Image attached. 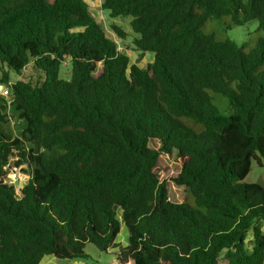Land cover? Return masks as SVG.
Instances as JSON below:
<instances>
[{
	"label": "trees",
	"instance_id": "obj_1",
	"mask_svg": "<svg viewBox=\"0 0 264 264\" xmlns=\"http://www.w3.org/2000/svg\"><path fill=\"white\" fill-rule=\"evenodd\" d=\"M100 9L130 17L133 48L153 61L132 63L86 0H0V264L87 260L86 244L110 252L122 225L115 264H222V252L264 264V187L245 181L264 160V37L249 48L202 31L227 16L264 32V0ZM8 106L18 136L4 128ZM174 151L172 181L192 202L171 201L156 172ZM22 163L17 187L7 175Z\"/></svg>",
	"mask_w": 264,
	"mask_h": 264
},
{
	"label": "rangeland",
	"instance_id": "obj_2",
	"mask_svg": "<svg viewBox=\"0 0 264 264\" xmlns=\"http://www.w3.org/2000/svg\"><path fill=\"white\" fill-rule=\"evenodd\" d=\"M86 1L88 2L92 15L103 26L107 35L119 42L122 46L120 47L123 48L124 51L127 49L125 52L130 56L132 63L143 67L145 64L153 61L152 54L147 52H140L133 48L131 40L132 37L135 36V34L130 30L129 27L130 17H126L124 19L120 17H108L107 14L100 9V4L103 0ZM112 24L122 27L125 32L129 33V36H127L125 40H120L115 37L111 28ZM202 31L204 33L213 34L218 40L230 39L238 45L244 43L249 48L256 43L258 38L264 37V32L257 30L256 21H251L244 25L237 26L232 25L230 19L227 16L208 20L203 25ZM12 76L14 75L12 74ZM2 89L3 88H1V90ZM0 95V100L2 97H5L3 93H0ZM219 107V109L224 108L221 105H219ZM6 115L8 116V122L4 124L5 130L13 137L18 136L24 125V121L18 117L17 113L10 106H8L6 110ZM260 162L261 163H258L257 160H252L251 170L245 177V181L249 183H259L264 187V160L261 158ZM181 166L182 159L176 156L175 151L171 155L162 153L159 156V160L156 166V172L159 175L160 179L166 182L168 197L171 201L179 203L187 199L189 202H192V197L190 195L187 196V191L185 190V188L183 186L174 184V182L172 181V178L177 176L180 172ZM22 169H26L25 163H22L18 167H12L7 175L8 182L15 184L17 187H20L21 184H24L27 178L22 174ZM261 224L264 231V221H262ZM127 235V229L124 225H122V229L116 237L113 247L108 253L100 251L94 245L87 243L85 247V251L89 255V259L87 260H60L52 255H45L43 256L39 264H115L114 256L113 254H111V252H119L127 247ZM249 237L251 236L249 235ZM247 248L250 250V242ZM219 261L222 264L227 263L224 252L221 253Z\"/></svg>",
	"mask_w": 264,
	"mask_h": 264
},
{
	"label": "built area",
	"instance_id": "obj_3",
	"mask_svg": "<svg viewBox=\"0 0 264 264\" xmlns=\"http://www.w3.org/2000/svg\"><path fill=\"white\" fill-rule=\"evenodd\" d=\"M3 88V87H2ZM0 93H3V95H5V96H7L8 95V92H7V90L6 89H0Z\"/></svg>",
	"mask_w": 264,
	"mask_h": 264
},
{
	"label": "water",
	"instance_id": "obj_4",
	"mask_svg": "<svg viewBox=\"0 0 264 264\" xmlns=\"http://www.w3.org/2000/svg\"><path fill=\"white\" fill-rule=\"evenodd\" d=\"M3 86L2 85H0V89L2 88ZM24 184H21V186H23Z\"/></svg>",
	"mask_w": 264,
	"mask_h": 264
},
{
	"label": "crops",
	"instance_id": "obj_5",
	"mask_svg": "<svg viewBox=\"0 0 264 264\" xmlns=\"http://www.w3.org/2000/svg\"><path fill=\"white\" fill-rule=\"evenodd\" d=\"M115 261V260H114Z\"/></svg>",
	"mask_w": 264,
	"mask_h": 264
}]
</instances>
